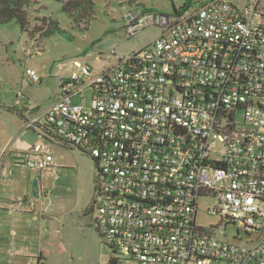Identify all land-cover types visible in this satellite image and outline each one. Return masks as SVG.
Returning <instances> with one entry per match:
<instances>
[{"label":"built area","instance_id":"1","mask_svg":"<svg viewBox=\"0 0 264 264\" xmlns=\"http://www.w3.org/2000/svg\"><path fill=\"white\" fill-rule=\"evenodd\" d=\"M185 1L172 15L126 13L127 36L151 24L160 35L112 64L73 62L45 110L19 112L26 129L91 159L109 264H264V235L244 242L264 222V0ZM52 163L35 145L9 174ZM200 198L216 201L214 225L196 223ZM230 226L236 237L220 240Z\"/></svg>","mask_w":264,"mask_h":264},{"label":"rangeland","instance_id":"2","mask_svg":"<svg viewBox=\"0 0 264 264\" xmlns=\"http://www.w3.org/2000/svg\"><path fill=\"white\" fill-rule=\"evenodd\" d=\"M67 1V0H62ZM62 1L30 0L25 8L29 17L30 28L39 27L43 18L51 19L67 36L53 34L42 40L38 46L35 39L22 32L14 21L0 24V108H10L18 95L24 97L19 108L33 110L29 115L45 110L58 93L61 76L69 71V65L75 60H88L94 67L112 64L116 57H121L140 49L156 39L161 31L154 24L145 26L134 35L127 36L125 14L140 13L143 8L151 9L154 14H170L178 8L183 0H92L94 17L87 29L76 27L72 19L62 12ZM112 37L114 46L106 51L96 50L95 42L104 37ZM41 39V37H39ZM41 42V41H40ZM98 57L101 62L98 64ZM32 70L40 78L39 83H32L25 71ZM88 100V93H85ZM79 103V98L73 100ZM2 110H0L1 112ZM5 111V110H3ZM0 131L8 122L0 114ZM22 121V118H20ZM11 123V122H10ZM23 126V122H22ZM51 156L56 162L58 172L44 176L36 170L18 167L15 176H25L23 184L15 179L12 188L29 189L28 197L36 201H44V207H50L51 217L58 218L59 264H108L111 251L101 241L98 229L93 225L91 205L94 202V179L88 178L93 163L91 159L75 149L53 144ZM34 180H40L42 194L33 197L31 190ZM46 198L43 200L42 197ZM212 198H200L196 223L209 227L218 222V218L207 210L215 206ZM264 211V205L261 206ZM236 226L219 228L220 240L232 241L236 237ZM242 231L240 230V235ZM264 235L263 229L249 238L257 241ZM52 264H57L52 260Z\"/></svg>","mask_w":264,"mask_h":264},{"label":"crops","instance_id":"3","mask_svg":"<svg viewBox=\"0 0 264 264\" xmlns=\"http://www.w3.org/2000/svg\"><path fill=\"white\" fill-rule=\"evenodd\" d=\"M107 38L108 36L98 41ZM83 61L89 63L88 60ZM69 68V71L59 74L65 75L61 76L60 80L74 72L73 63L69 65ZM20 109L22 108H19L18 111ZM0 110H2L0 114L5 115L2 117L3 120L8 122L0 131V264H27L28 262L30 264H52V260L59 264L57 254V225L59 219L49 216L52 210L50 207L47 209L43 206L44 201L29 198L28 188L26 191L24 189L18 191L17 188H12L15 179L17 181L21 180V184H23L25 176H15V171L18 167L24 169L26 167H15L12 175L9 174V168L13 154L25 151L32 146L41 145L50 155V147L53 144L68 146L54 137L53 139L44 138L36 133L33 128L26 129L23 118L18 115V111L12 113L10 108L6 109L4 107ZM20 118H22V121ZM52 164L53 166L50 169L37 171L40 177L44 176L42 172L50 176L58 172L54 159ZM88 178L91 182L93 166L88 172ZM42 194L44 193L42 192L40 180H38V197L35 198H39ZM42 198L44 200L46 196ZM20 202L22 203L20 204ZM28 202H31L33 206L29 207Z\"/></svg>","mask_w":264,"mask_h":264},{"label":"trees","instance_id":"4","mask_svg":"<svg viewBox=\"0 0 264 264\" xmlns=\"http://www.w3.org/2000/svg\"><path fill=\"white\" fill-rule=\"evenodd\" d=\"M56 1L61 2L62 0ZM29 2L30 0H0V24L14 21L18 24L20 30L26 32L30 38L35 39V34H38V38L36 39V44L38 46L42 43L44 38L53 34L58 33L67 36L61 31L58 24L51 19L43 18L39 27L30 28L29 17L25 11ZM191 3L192 0H186L183 9L188 8ZM62 12L72 19L76 27L80 28L82 26L84 29H87L90 21L94 17V3L92 0L62 1ZM39 37H41V39H39ZM98 42L99 41H96L95 44ZM92 205L90 207L91 211Z\"/></svg>","mask_w":264,"mask_h":264},{"label":"water","instance_id":"5","mask_svg":"<svg viewBox=\"0 0 264 264\" xmlns=\"http://www.w3.org/2000/svg\"><path fill=\"white\" fill-rule=\"evenodd\" d=\"M115 44V41L113 40L112 37H108L107 39L100 41L97 45H96V50L99 52H106L108 50H110ZM18 115L21 116V113L18 111L17 112ZM34 131L36 133H38L39 135L43 136L46 139H53V137H51L50 135L46 134L42 129H40L39 127H34L33 128ZM31 193L34 197H38V180H34L33 184H32V190Z\"/></svg>","mask_w":264,"mask_h":264},{"label":"bare ground","instance_id":"6","mask_svg":"<svg viewBox=\"0 0 264 264\" xmlns=\"http://www.w3.org/2000/svg\"><path fill=\"white\" fill-rule=\"evenodd\" d=\"M170 15V14H169Z\"/></svg>","mask_w":264,"mask_h":264}]
</instances>
